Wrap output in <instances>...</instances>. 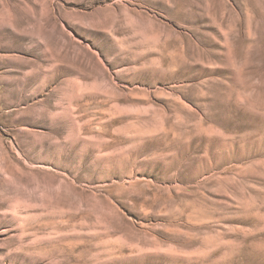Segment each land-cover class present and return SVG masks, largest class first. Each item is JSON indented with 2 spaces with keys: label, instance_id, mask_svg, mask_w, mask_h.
I'll return each mask as SVG.
<instances>
[{
  "label": "rangeland",
  "instance_id": "374dc122",
  "mask_svg": "<svg viewBox=\"0 0 264 264\" xmlns=\"http://www.w3.org/2000/svg\"><path fill=\"white\" fill-rule=\"evenodd\" d=\"M0 264H264V0H0Z\"/></svg>",
  "mask_w": 264,
  "mask_h": 264
}]
</instances>
